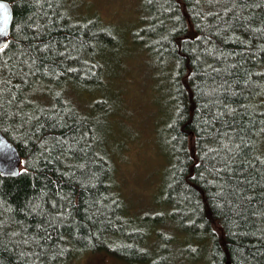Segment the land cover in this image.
<instances>
[{"label": "trees", "instance_id": "obj_1", "mask_svg": "<svg viewBox=\"0 0 264 264\" xmlns=\"http://www.w3.org/2000/svg\"><path fill=\"white\" fill-rule=\"evenodd\" d=\"M5 1L0 130L22 165L0 173V264L90 251L97 264H264V0L138 1L133 42L169 78L170 173L152 220L117 187L109 97L93 91L119 32L81 0Z\"/></svg>", "mask_w": 264, "mask_h": 264}, {"label": "rangeland", "instance_id": "obj_2", "mask_svg": "<svg viewBox=\"0 0 264 264\" xmlns=\"http://www.w3.org/2000/svg\"><path fill=\"white\" fill-rule=\"evenodd\" d=\"M138 1L81 0V8L89 7L119 32V48L108 56L104 85L93 91L109 97L111 111L105 128L117 187L130 202L134 219L152 220L163 209L160 201L170 173L165 136L160 132L170 116L166 113L168 96L161 90L169 78L156 70L161 81L156 80L144 51L133 42L132 31L139 23ZM89 95L83 96L85 101ZM97 259L98 254L90 251L72 264H97ZM104 259L105 264H125L115 257Z\"/></svg>", "mask_w": 264, "mask_h": 264}, {"label": "water", "instance_id": "obj_3", "mask_svg": "<svg viewBox=\"0 0 264 264\" xmlns=\"http://www.w3.org/2000/svg\"><path fill=\"white\" fill-rule=\"evenodd\" d=\"M0 49L8 44V39L12 30L14 20V10L10 2L0 0ZM5 15L7 24L4 23ZM22 165V156L16 145L7 138L0 130V173L3 176L13 177L20 173ZM227 264H231L230 261Z\"/></svg>", "mask_w": 264, "mask_h": 264}, {"label": "snow or ice", "instance_id": "obj_4", "mask_svg": "<svg viewBox=\"0 0 264 264\" xmlns=\"http://www.w3.org/2000/svg\"><path fill=\"white\" fill-rule=\"evenodd\" d=\"M3 5H0V8H3ZM4 23L7 24V16L5 15Z\"/></svg>", "mask_w": 264, "mask_h": 264}]
</instances>
